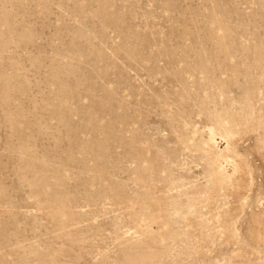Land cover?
<instances>
[{"label": "rangeland", "instance_id": "rangeland-1", "mask_svg": "<svg viewBox=\"0 0 264 264\" xmlns=\"http://www.w3.org/2000/svg\"><path fill=\"white\" fill-rule=\"evenodd\" d=\"M0 264H264V0H0Z\"/></svg>", "mask_w": 264, "mask_h": 264}, {"label": "bare ground", "instance_id": "bare-ground-1", "mask_svg": "<svg viewBox=\"0 0 264 264\" xmlns=\"http://www.w3.org/2000/svg\"><path fill=\"white\" fill-rule=\"evenodd\" d=\"M218 170V169H217ZM217 172V171H216ZM235 175V174H234ZM217 178L219 181H224L226 178H229V176H226L225 174L220 173L219 171L217 172ZM239 181V180H238ZM236 185V184H235ZM237 187H240V185H237Z\"/></svg>", "mask_w": 264, "mask_h": 264}]
</instances>
